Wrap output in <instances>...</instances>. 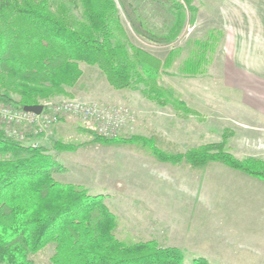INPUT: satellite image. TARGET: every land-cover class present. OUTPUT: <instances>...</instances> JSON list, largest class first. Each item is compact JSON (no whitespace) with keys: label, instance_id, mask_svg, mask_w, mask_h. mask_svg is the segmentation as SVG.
Returning <instances> with one entry per match:
<instances>
[{"label":"rangeland","instance_id":"rangeland-1","mask_svg":"<svg viewBox=\"0 0 264 264\" xmlns=\"http://www.w3.org/2000/svg\"><path fill=\"white\" fill-rule=\"evenodd\" d=\"M124 1L137 8L150 26L163 28L169 19L157 0ZM192 4L197 7L195 20L186 21L177 38L167 43L137 34L119 7L122 23L135 45L160 59L169 50L181 48L172 66L160 75L159 84L170 87L183 105H159L137 89H113L96 66L86 63H80L82 75L74 86L66 88L67 94H55L39 102L78 99L83 103L122 105L129 108L130 120L116 136L151 138L155 146L168 152L222 142L224 149L238 158L264 160V153L250 152V145H264V128H258L264 125V0H192ZM71 11L78 15L76 9ZM210 33L218 40L206 71L195 76L181 74L179 66L194 47L193 41L212 40ZM86 121L76 115L62 117L39 137V147L49 148L62 164L63 171L54 174L56 180L80 184L91 194L105 196V204L116 217L115 234L119 239L126 243L155 239L168 246L171 236H175L171 234L172 226L192 225L194 219L197 224L201 219L197 226L209 233L210 243L206 245L213 252H218L219 247L230 254L236 250L235 256L224 260H240L238 264L264 260V232L258 217L221 215L229 201L228 194L235 188L241 191L245 185L255 189L257 185L248 179L253 176L216 162L201 168L163 162L140 142H96L93 137L99 135L94 123ZM55 140L72 143L75 148L60 150L53 147ZM258 189L261 200L264 188ZM244 197L248 198L246 194ZM176 212L185 216L174 218ZM187 213H191V220H186ZM232 225H236L233 231ZM186 240L184 235L185 248H179L185 264H194L193 260L199 258L207 264H220L208 261L218 258L194 256ZM52 249L48 244L31 258L35 264H52Z\"/></svg>","mask_w":264,"mask_h":264},{"label":"trees","instance_id":"trees-1","mask_svg":"<svg viewBox=\"0 0 264 264\" xmlns=\"http://www.w3.org/2000/svg\"><path fill=\"white\" fill-rule=\"evenodd\" d=\"M169 15L163 28L150 26L124 0H0V102L23 108L55 94H67L82 75L80 63L96 66L116 90H139L159 105L176 102L170 87L159 84L181 48L163 59L132 43L119 7L134 31L167 43L193 22L192 0H157ZM78 11V15L72 13ZM218 36L194 40L181 62L186 76L203 74ZM96 142H140L157 160L201 168L221 163L264 182V160L238 158L223 143H204L184 152H168L141 135L100 137ZM53 147L73 150L59 140ZM63 166L49 148L28 147L0 127V264H35L32 255L52 245V264H185L181 249L155 239L126 243L115 234V215L105 196L80 184L56 180ZM194 264H207L199 258Z\"/></svg>","mask_w":264,"mask_h":264},{"label":"built area","instance_id":"built-area-1","mask_svg":"<svg viewBox=\"0 0 264 264\" xmlns=\"http://www.w3.org/2000/svg\"><path fill=\"white\" fill-rule=\"evenodd\" d=\"M39 113L0 102V126L6 136L29 147H39V137L50 131L62 117L81 116L93 122L95 132L101 137H114L119 129L130 120V110L122 105L83 103L78 99L46 100L39 102Z\"/></svg>","mask_w":264,"mask_h":264},{"label":"crops","instance_id":"crops-1","mask_svg":"<svg viewBox=\"0 0 264 264\" xmlns=\"http://www.w3.org/2000/svg\"><path fill=\"white\" fill-rule=\"evenodd\" d=\"M244 104H249V103L244 102ZM256 117H258V116L256 115ZM262 117L264 120V116H262ZM256 126H258V125H256ZM258 128H264V125L260 124L258 126ZM250 152H254L255 154L264 153V145H263V147H261V146L257 147L256 144L254 143L252 146L250 145ZM248 179H250L249 180L250 184L257 185V186H255V189H251L250 187H247L245 185L242 187L241 191H237L235 188L234 193L228 194L229 195V199H228L229 201L227 203L226 209L223 211L221 209V211H222L221 215L226 216L228 214V216H231V218H233L236 215L243 216V217L245 215L257 216L258 222H260V224H262L263 232H264V197L261 198V200H260L259 199L260 194L258 195V190H259L258 187L264 188V182L257 179V178H254V177H250ZM243 188H245V189L248 188V189L245 190ZM242 192H244L248 196V198L244 197L245 194H243ZM259 201L261 202V204L259 203ZM257 206H260V207H257ZM184 216L185 215L183 213V215H181V217H180V215H178V212H176L173 215L174 218H179V217L182 218ZM186 218H187L186 220H191V213H189V214L187 213ZM162 220H163V218H162ZM199 222H201V219L198 220V223ZM197 224H195V219H194L192 225L190 223H188L185 225L181 224L183 226L179 225L180 227L179 226H172V230H171L172 233L171 234H173L175 236H171V241H169L170 244H168V246L185 248L183 241H182V237L185 235L187 237L186 245H187L189 251L194 254V256H201V257H205V258L207 257L209 259L218 258L220 260H208V261H217L220 264H238L237 261H240V260H224V258H226L228 256H232V257L235 256L237 254V252H235L236 250L230 254V253H228L229 251H226L223 247H219L218 252H213L212 247L209 248L206 245V243H210L209 237H208L209 233L205 232V230L203 228H199L197 226ZM228 227H230V225H228ZM235 228H236V225L231 226L232 231L235 230ZM222 234H224V233H222ZM150 238H152V237H150ZM164 238H165V236H164ZM263 239H264V237H263ZM164 241H166V240H164ZM204 247H206V249ZM227 247H229V246H226V248ZM257 264H264V260L260 261V263H257Z\"/></svg>","mask_w":264,"mask_h":264},{"label":"water","instance_id":"water-1","mask_svg":"<svg viewBox=\"0 0 264 264\" xmlns=\"http://www.w3.org/2000/svg\"><path fill=\"white\" fill-rule=\"evenodd\" d=\"M23 109L26 111H32L35 113H39L41 110V104H31L23 106Z\"/></svg>","mask_w":264,"mask_h":264}]
</instances>
